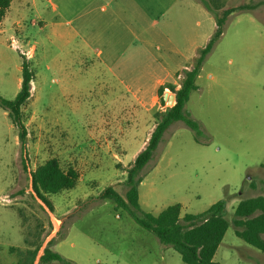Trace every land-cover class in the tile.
Masks as SVG:
<instances>
[{
  "label": "rangeland",
  "instance_id": "1",
  "mask_svg": "<svg viewBox=\"0 0 264 264\" xmlns=\"http://www.w3.org/2000/svg\"><path fill=\"white\" fill-rule=\"evenodd\" d=\"M19 1L13 0L0 26V96L7 100L17 96L23 56L36 77L33 98L23 110L28 130L25 148L0 108V264H19L20 257L10 249H26L20 208L25 209L31 228L36 217L40 219L44 243L52 239L51 250L71 264H185L126 212H116L111 200L100 199L110 186L125 196V170L156 122L143 111L133 119L132 110H126L123 118L119 102L104 107L100 100L101 82L106 80L97 62L102 45L97 39L92 43L91 35L112 32L100 11L102 0ZM149 1L166 7L167 14L155 8L149 13L145 6ZM140 2L148 12L142 26L157 23L145 28L151 30L148 36L155 33V48L139 44L142 73L146 59L158 58L146 83L169 55L166 40L176 32L172 22L180 16L188 23L199 21V33L210 34L209 40L216 25L215 14L209 12L197 20L169 1ZM243 3L258 7L228 18L185 108L199 123L201 136L183 122L174 123L142 171L139 186L141 208L153 215L175 204L182 205V216L199 214L226 200L231 226L215 256L221 264H264V253L238 238L232 223L241 200L264 197V0H227L225 8ZM80 16L85 24L95 25L87 39L93 50L82 49L81 40L61 49L54 26ZM177 40L183 42L184 36ZM33 45L36 54L30 49ZM171 105L166 102V107ZM50 158H58L63 169L74 167L81 175L76 188L49 197L54 211L34 191L31 176ZM42 249L40 261L34 264H42Z\"/></svg>",
  "mask_w": 264,
  "mask_h": 264
},
{
  "label": "trees",
  "instance_id": "2",
  "mask_svg": "<svg viewBox=\"0 0 264 264\" xmlns=\"http://www.w3.org/2000/svg\"><path fill=\"white\" fill-rule=\"evenodd\" d=\"M227 0H202L206 10L214 15L216 29L208 43L197 50L189 69L178 73L180 87L172 83L162 85L158 94L162 105L166 106L164 93L166 89L175 95V104L166 107L164 111L153 112L156 125L145 148L137 155L130 166L125 170L127 174V192L122 196L112 186L106 188L100 199L111 200L114 210L126 212L131 219L143 230L155 235L161 244L171 247L180 256L185 264H221L215 261V256L226 232L231 226L227 219V201L220 200L206 211L199 214H185L182 216V205L175 204L164 209L159 215L146 213L139 202V186L143 181L142 171L152 160L158 146L163 140L166 131L177 122L185 123L197 137L202 134L201 127L186 111V105L194 91L198 89L197 79L202 67L211 53L215 43L221 38L228 18L239 12L257 9L258 5L240 4L235 7L225 8ZM12 0H0V23L6 17ZM21 87L13 100L0 96V108L3 109L12 125L15 127L18 139L25 148L28 130L23 118V110L29 105L32 98V83L35 72L31 63L23 56L21 65ZM34 191L38 197L54 211V206L49 197L69 191L78 185L80 173L74 167L63 169L58 158H50L39 165L32 173ZM39 208L43 209L40 205ZM24 229L25 251L11 248L20 257L19 264H34L40 249L46 239L43 224L36 217V224L31 228L27 225L28 217L25 209L20 208ZM233 226L235 234L246 244L264 253V197L258 196L241 200L234 209ZM50 242L41 257L42 264L59 262L71 264L60 254L53 252Z\"/></svg>",
  "mask_w": 264,
  "mask_h": 264
},
{
  "label": "crops",
  "instance_id": "3",
  "mask_svg": "<svg viewBox=\"0 0 264 264\" xmlns=\"http://www.w3.org/2000/svg\"><path fill=\"white\" fill-rule=\"evenodd\" d=\"M20 0L19 2H21ZM93 2L94 0H88ZM101 1V0H97ZM164 2H172L179 6L180 9L184 8V14H191L194 17H205L208 15L202 0H163ZM145 5L150 10L155 8L160 10L163 14H167L168 10L166 7L157 6L155 2H148ZM92 4V3H90ZM11 7L0 23V26L6 21V18L11 11ZM56 9V8H55ZM104 16L103 19L107 22V27L112 29L108 35L104 33H97L91 35V42H96V39L102 45V49L98 51V63L101 67V74L106 80L101 82V96L100 100L104 107L108 106L110 101H117L120 103L122 109V117L124 118V112L126 110H132L131 117L133 119L139 118L143 111L146 115L152 116L153 112H162L165 110L161 103L158 90L166 84L172 83L177 87H180V77L178 73L189 69L192 60L196 56L198 49L204 47L209 41L210 34L202 35L199 33L197 27L199 21L188 23L183 16H180L177 21L172 22L174 31V38L171 40L167 37L169 42L168 52L169 55L165 57L161 63L159 73L153 74L152 80L144 83L149 76V70H153L154 63L158 62V58L154 55L150 56L148 60L144 62V72L141 71V53L139 49L140 45H145L148 49L153 50L157 44L154 40V34L149 35L150 29L146 30L147 24L150 26H157V23L147 22V13L143 8L140 0H102V6L100 10ZM207 11V12H206ZM111 14L109 15V13ZM92 14L90 11L85 15L86 19ZM80 16L77 20L70 19L64 24L54 26V31L58 39V43L61 45V49L66 46H70L77 40H81L79 43L81 48L87 50L88 48L92 51L93 44L87 39L90 37V31L95 27L94 24H85V19ZM85 19V20H86ZM143 19V20H142ZM77 22V25L75 23ZM79 22V23H78ZM145 31H141V28ZM170 24H166V28H170ZM190 30V31H189ZM189 35V36H188ZM183 42L177 40L178 37L182 38ZM57 42V41H56ZM31 50L34 49L36 54V46L33 45ZM160 61V60H159ZM56 83H61L60 80H56ZM169 91L166 89L165 94ZM34 94V82L32 83V98ZM168 94V93H167ZM174 95V94H169ZM175 101L173 102V105ZM129 114V113H128ZM121 117V118H122ZM148 117V116H146ZM118 118V119H121ZM123 125V123H121ZM121 125L120 134L125 133V128ZM156 122L149 129L146 139L139 150H143L150 138L151 133L155 128Z\"/></svg>",
  "mask_w": 264,
  "mask_h": 264
},
{
  "label": "water",
  "instance_id": "4",
  "mask_svg": "<svg viewBox=\"0 0 264 264\" xmlns=\"http://www.w3.org/2000/svg\"><path fill=\"white\" fill-rule=\"evenodd\" d=\"M165 97H168L169 98L168 101H167V104H172L175 101V95H169V94L166 93L165 94ZM165 99H167V98H165ZM171 107H172V105H171ZM51 240L52 239H50L49 241H46L44 243L43 249H42L41 253L47 248V246L49 245V243L51 242ZM37 260L40 261V256L37 257Z\"/></svg>",
  "mask_w": 264,
  "mask_h": 264
},
{
  "label": "built area",
  "instance_id": "5",
  "mask_svg": "<svg viewBox=\"0 0 264 264\" xmlns=\"http://www.w3.org/2000/svg\"><path fill=\"white\" fill-rule=\"evenodd\" d=\"M24 55H26L27 57H30V54H28V53H26V54H24ZM166 100V102H167V99H165Z\"/></svg>",
  "mask_w": 264,
  "mask_h": 264
}]
</instances>
